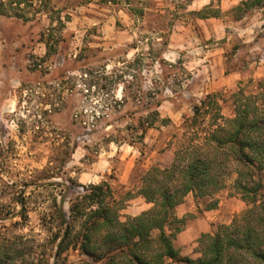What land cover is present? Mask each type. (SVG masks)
Instances as JSON below:
<instances>
[{
    "label": "rangeland",
    "instance_id": "1",
    "mask_svg": "<svg viewBox=\"0 0 264 264\" xmlns=\"http://www.w3.org/2000/svg\"><path fill=\"white\" fill-rule=\"evenodd\" d=\"M242 1L52 0L66 28L58 29L54 13L57 51L50 57L46 13L29 22L0 14V236L10 241L12 258L38 264L50 253L48 230L36 209L62 190L54 183L73 180L76 193L108 182L118 198L125 197L152 166L171 162L174 136L208 94H219L224 115L232 116L233 95L264 79V8L238 20L234 8ZM209 5L221 10L219 18L193 13ZM158 101L162 118L172 123L157 125L141 139L140 122ZM22 191L34 209L26 220L13 217ZM214 200L224 202V221H208L210 231L198 230L193 240L179 234L174 244L183 256L199 258L202 235L215 234L248 208L233 179ZM192 201L198 215L183 217L188 236L214 202ZM145 204L135 198L122 215L138 216ZM57 264L98 263L70 250Z\"/></svg>",
    "mask_w": 264,
    "mask_h": 264
},
{
    "label": "trees",
    "instance_id": "2",
    "mask_svg": "<svg viewBox=\"0 0 264 264\" xmlns=\"http://www.w3.org/2000/svg\"><path fill=\"white\" fill-rule=\"evenodd\" d=\"M8 3L0 1V14L9 18L29 22L41 12L49 16L51 26L43 35L47 56H53L57 48L51 31L55 20L52 15L59 14L58 29H65L60 17L62 10L54 9L52 0H9ZM26 7L33 10V15L28 14ZM263 8L264 0H244L234 11L241 20L245 13ZM137 13L145 14L144 10ZM193 13L205 20L219 18L221 10H213L209 5ZM70 19L67 14L66 20ZM232 99L231 117L224 115L219 94H208L195 104L192 118L185 120L182 133L175 135L170 144L174 148L171 162L152 166L141 177L139 186L125 197L118 198L108 182L84 185L83 191L76 193L73 180L71 185L66 181L54 183L62 190L51 196L47 207L43 204L36 209L52 244L50 253L45 251L37 263L50 264L54 259L57 264L70 250H79L98 264H264V79L249 92L240 88ZM153 106L140 122L141 139L157 125L172 123L158 111L161 101ZM231 179L247 210L231 224L220 225L215 234L202 235L199 258L183 256L174 242L185 230L186 219L179 218L176 209L189 195L197 200L213 199L208 209H215L218 205L215 197L227 189ZM140 197L151 208L138 216L124 218L122 211L127 203ZM29 200L22 191L17 200L21 208L13 217L28 218L30 211H34ZM8 242L0 236V264H17V261L23 264L21 255L18 260L12 258Z\"/></svg>",
    "mask_w": 264,
    "mask_h": 264
},
{
    "label": "crops",
    "instance_id": "3",
    "mask_svg": "<svg viewBox=\"0 0 264 264\" xmlns=\"http://www.w3.org/2000/svg\"><path fill=\"white\" fill-rule=\"evenodd\" d=\"M190 197H192V198H190ZM141 198V197H140ZM192 199L194 200L195 198H194V196L193 195H189L187 198H186V200L185 201H187L186 203L184 202L182 205H180L177 209H176V215L179 217V218H183L184 217V215L186 214V213H188V212H190V213H192V214H194V215H198L197 214V208H196V206L194 205V203H193V201H192ZM224 204V202H220L219 204H218V207L217 208H215V209H210V210H208V211H204L203 212V215H202V217H199L198 219H197V226H196V228H192L193 230H188V233H189V231H192V233H190V235L188 236V234L186 233V235H185V232L183 233H181L182 235V239L183 240H193L194 239V237L193 236H195L196 235V233H197V231L199 230V232H208V231H210V228L211 227H209L208 226V221H215V222H222V221H224V218H225V216H224V214H223V212H222V205ZM150 205L149 204H145V206H144V209H143V211H145V209H150ZM230 211H235V210H230ZM229 212V211H228ZM189 238V239H188Z\"/></svg>",
    "mask_w": 264,
    "mask_h": 264
}]
</instances>
